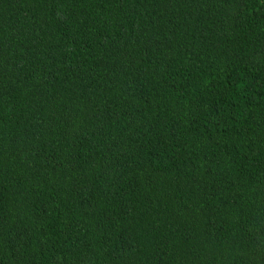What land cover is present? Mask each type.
<instances>
[{
	"label": "trees",
	"instance_id": "1",
	"mask_svg": "<svg viewBox=\"0 0 264 264\" xmlns=\"http://www.w3.org/2000/svg\"><path fill=\"white\" fill-rule=\"evenodd\" d=\"M0 264H264V0H0Z\"/></svg>",
	"mask_w": 264,
	"mask_h": 264
}]
</instances>
